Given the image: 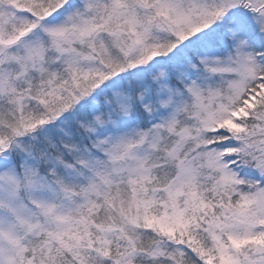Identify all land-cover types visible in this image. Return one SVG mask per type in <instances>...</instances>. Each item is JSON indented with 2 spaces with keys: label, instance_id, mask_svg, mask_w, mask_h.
<instances>
[{
  "label": "snow or ice",
  "instance_id": "6c2138e0",
  "mask_svg": "<svg viewBox=\"0 0 264 264\" xmlns=\"http://www.w3.org/2000/svg\"><path fill=\"white\" fill-rule=\"evenodd\" d=\"M0 264H264V0H0Z\"/></svg>",
  "mask_w": 264,
  "mask_h": 264
}]
</instances>
